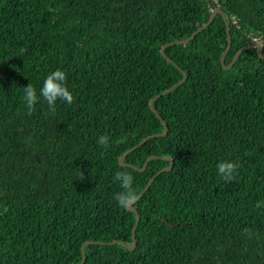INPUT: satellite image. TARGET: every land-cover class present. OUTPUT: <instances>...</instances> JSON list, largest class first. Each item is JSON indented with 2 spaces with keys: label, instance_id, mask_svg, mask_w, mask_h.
Returning <instances> with one entry per match:
<instances>
[{
  "label": "trees",
  "instance_id": "16d2710c",
  "mask_svg": "<svg viewBox=\"0 0 264 264\" xmlns=\"http://www.w3.org/2000/svg\"><path fill=\"white\" fill-rule=\"evenodd\" d=\"M216 7L226 21L167 62L161 48ZM226 23L225 66L254 42L264 57V0H0V264H80L86 242L101 244L83 264H264V58L252 48L225 70ZM57 69L74 102L50 113L39 98L29 116L24 87L39 97ZM165 159L132 206L135 249L110 245H131L136 219L114 174L140 195ZM225 161L240 165L231 182Z\"/></svg>",
  "mask_w": 264,
  "mask_h": 264
},
{
  "label": "clouds",
  "instance_id": "9594fccd",
  "mask_svg": "<svg viewBox=\"0 0 264 264\" xmlns=\"http://www.w3.org/2000/svg\"><path fill=\"white\" fill-rule=\"evenodd\" d=\"M183 75L185 76V74ZM66 79L67 74L60 69L50 73L43 82L39 97L37 96L36 89L30 83L24 87V100L26 103L27 114L29 116L33 114L39 98H43V100L47 102L50 113H55V106L58 100L71 105L75 98L66 86ZM183 79L185 81L186 76L180 81ZM109 140L110 138L108 136L102 135L98 137L97 143L102 147L107 148L109 147ZM239 168V163L231 161L221 162L217 165L218 175H220L225 182L233 181L238 174ZM114 180L120 183V187L122 189V191L118 192L114 197V199L118 202L119 207L126 209L129 206H134L139 199V193L133 187V175L127 172H117L114 174ZM259 206L260 205L258 203L257 207ZM245 231L250 233V230L246 229Z\"/></svg>",
  "mask_w": 264,
  "mask_h": 264
},
{
  "label": "water",
  "instance_id": "95a60500",
  "mask_svg": "<svg viewBox=\"0 0 264 264\" xmlns=\"http://www.w3.org/2000/svg\"><path fill=\"white\" fill-rule=\"evenodd\" d=\"M217 13L221 14L222 17H223V19L226 21V17H225V15L223 14V12L221 11V9H219V8L216 7L215 9L212 10L208 22H207L203 27H201L200 29H198L196 33H194L190 38H187L186 40L178 41V42H175V43H170V44H167V45L163 46V47L161 48V51H160V52H161V56H162L165 60H167V62L172 63V60H170V59L165 55V49H166L168 46H172V45H175V44L178 45V44H183V43L188 42V41H189L190 39H192V38H193L198 32L204 30V29H205V28H206V27H207V26H208V25L214 20V18H215V16H216ZM226 32H227V37H228V45H227V48H226V49L224 50V52L222 53V55H221V59H220V63H221V65L223 66V68H224L225 70H227V69H229V68L232 67V65L236 62V60L238 59V57L240 56V54H241L242 52H244V51H246V50H249V49H252V48H256V51H257L258 56H259L260 58H264L263 55H262V53H261V46H260V44H259L258 42H254L253 44L248 45L247 47L242 48V49H240L238 52H236V54L234 55V57H233V59H232V62H231L228 66H225V56H226V54L228 53V51L230 50V46H231V39H230V35H229V24H228V23H226ZM184 77H185V76H184ZM183 81H184V79H183L182 81L178 82L177 84H175V85H174L173 87H171L170 89L164 91L161 95H165L167 92L171 91V90L174 89L175 87L180 86V85L182 84ZM161 95L156 96L155 98L151 99L150 102H149V107H150V109H151L152 112L155 113L158 117H159V115L157 114V111H156L155 108L153 107V102H154V100H155L157 97H160ZM161 122H162L163 125H164V130H163V133H162L160 136H164V135L166 134V129H167V127H166V125H165V123H164L163 120H161ZM151 137H152V136H149V137L145 138L144 140L141 141L140 144L144 143L145 141H147V140L150 139ZM129 151H131V150H129ZM126 154H127V153H126ZM126 154L122 155V156L119 158V163H120V165L125 166V167H132L131 165L124 163V158H125ZM152 158H153V157H149V158L147 159V161L145 162V164H144V166H143V169H141V171H143L144 168H146L147 163H148ZM165 160L169 161V166L166 167V168H164V169H162L161 171H159L155 176H153V177L149 180L147 186L145 187V189H144V190L141 192V194L139 195V198L143 196V194L145 193V191L147 190V188L149 187V185L151 184V182L153 181V179H155V177H156L160 172H162V171H167V170H169V169L172 167L173 163H172L169 159H165ZM126 210H128V211H130V212H133V213L135 214V216H136L135 224H134V226H133V228H132V231H131L132 244H131V245H128V244H126V243H124V242H122V241H113V242H111V243H109V244L112 245V244L119 243V244L123 245L128 251H133V250L135 249V246H136L135 230H136V228H137V226H138V223H139L140 217H139L137 211H136L135 209L132 208V206H129L128 208H126ZM91 243L101 244V243H97V242H86V243H84V244L82 245V247H81L82 260H81V263H80V264H83L84 261H85L84 247H85L86 245H88V244H91ZM102 244L105 245L104 243H102Z\"/></svg>",
  "mask_w": 264,
  "mask_h": 264
}]
</instances>
